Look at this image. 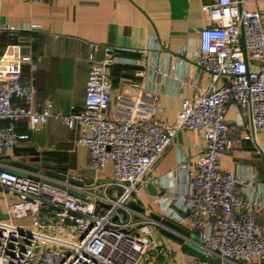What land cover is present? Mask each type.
I'll use <instances>...</instances> for the list:
<instances>
[{
    "label": "built area",
    "instance_id": "obj_1",
    "mask_svg": "<svg viewBox=\"0 0 264 264\" xmlns=\"http://www.w3.org/2000/svg\"><path fill=\"white\" fill-rule=\"evenodd\" d=\"M202 9L217 23L200 29L188 54L208 72L209 80L195 95L181 98L173 121L106 112L113 94L111 65H141L137 75L148 66L135 56L117 53L126 47L104 45L100 58L97 43L88 42L83 108L70 103L67 111H56L51 98L38 110L30 104L15 105V97L28 103L34 98V86L21 75V65L29 57L20 54L16 44L2 52L0 120L5 122L0 124V190L6 211L0 213L8 216L0 215V264H145L160 223L128 200L182 128L200 133L203 149L192 161L191 187L180 204L185 213L172 211L170 217L197 230L198 245L206 255L233 263L255 255L264 259V234L257 220L264 201L240 185L233 169L219 165L236 127L225 118L230 103L248 107L255 129L264 130V13L247 0H214ZM152 68L168 73L160 64ZM50 117L79 128L76 142L88 149L91 182L39 171L35 179L16 174L3 162L16 140L28 137L17 131L19 119H26L31 130H40ZM107 164L110 175L102 178ZM146 262L161 264L154 258Z\"/></svg>",
    "mask_w": 264,
    "mask_h": 264
},
{
    "label": "crops",
    "instance_id": "obj_2",
    "mask_svg": "<svg viewBox=\"0 0 264 264\" xmlns=\"http://www.w3.org/2000/svg\"><path fill=\"white\" fill-rule=\"evenodd\" d=\"M212 1L0 0V55L9 44H16L17 51L29 57L21 65V75L35 88L30 103L19 97L13 98V103L30 104L38 110L51 98L56 111H67L70 103L83 108L88 42L94 41L100 58L104 45L121 46L128 50L117 53L148 64L142 75L135 73L141 65H111L113 94L106 112L121 118L135 115L173 121L181 98L195 95L209 80L208 72L191 61L188 51L197 44L202 27L217 23L202 9L204 3ZM247 5L264 13V0H247ZM10 25L16 28L11 30ZM171 63L176 64L174 69ZM157 64L168 73L155 72L152 67ZM134 81L138 84H132ZM225 118L236 127L230 135V149L222 154L219 165L233 169L240 185L264 201V182L255 177L261 160L259 148L264 152V130H256L249 108L235 102L228 105ZM4 122L0 120V124ZM16 129L28 137L17 139L6 157L36 165L39 172L50 168L82 182L94 179L88 149L76 142L77 126L69 128L62 120L50 117L40 130H31L22 118ZM202 146L200 133L190 128L179 130L128 203L144 207V211L137 208L144 215L152 211L167 217L172 211L184 214L180 204L190 190L192 161L202 155ZM110 170L107 164L101 177L107 178ZM0 209L6 211L1 190ZM257 220L264 234V208L257 213ZM180 224L197 237L190 223ZM153 239L148 252H156L161 264H264L258 255L240 263L209 256L160 231L153 233ZM194 242L198 245V238Z\"/></svg>",
    "mask_w": 264,
    "mask_h": 264
},
{
    "label": "water",
    "instance_id": "obj_3",
    "mask_svg": "<svg viewBox=\"0 0 264 264\" xmlns=\"http://www.w3.org/2000/svg\"><path fill=\"white\" fill-rule=\"evenodd\" d=\"M243 46H244V42H243ZM259 152H260V157L261 160L259 162V169H258V173L255 175L256 179L259 178L261 181L264 182V152L262 151L261 148H259ZM3 162L5 163H9L10 165H12L13 167H10L9 170L15 172L18 175H22V176H28V177H32L35 179H38L39 176L36 175V172L39 171V167L36 165H31L29 163H26L24 161H20V160H16V159H11L8 157H5L2 159ZM1 168H5L4 166H2ZM44 173L48 176H52V177H56V178H60V179H65L67 178L70 181L73 182H77V183H82V181L69 176L63 172H59L50 168H46L44 169ZM45 180V179H43ZM71 191L74 192L73 189H71ZM130 205L138 208L142 211H144V207L134 203V202H130ZM0 215H2L3 217H7L8 214L6 212L4 213H0ZM150 216L153 217L154 219H156L159 223L160 226L158 228V231H160L161 233L179 241V242H183L184 244L192 247L193 249L199 251L200 253L205 254V251L194 242V239L198 238V237H194L193 235H191L190 231L183 225H181L180 223H178L177 221L173 220L172 218H170L169 216H164L161 213H157V212H150Z\"/></svg>",
    "mask_w": 264,
    "mask_h": 264
},
{
    "label": "rangeland",
    "instance_id": "obj_4",
    "mask_svg": "<svg viewBox=\"0 0 264 264\" xmlns=\"http://www.w3.org/2000/svg\"><path fill=\"white\" fill-rule=\"evenodd\" d=\"M207 13V12H206ZM207 15H208V13H207ZM157 253L156 252H147L146 254H145V256H144V261H148L149 259H151V258H154V259H157Z\"/></svg>",
    "mask_w": 264,
    "mask_h": 264
}]
</instances>
